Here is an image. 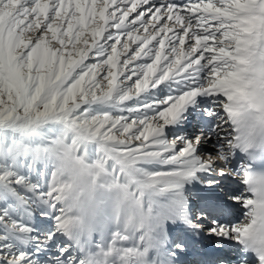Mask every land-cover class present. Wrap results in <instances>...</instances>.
<instances>
[{"label": "snow or ice", "instance_id": "snow-or-ice-1", "mask_svg": "<svg viewBox=\"0 0 264 264\" xmlns=\"http://www.w3.org/2000/svg\"><path fill=\"white\" fill-rule=\"evenodd\" d=\"M0 264H264V0H0Z\"/></svg>", "mask_w": 264, "mask_h": 264}]
</instances>
